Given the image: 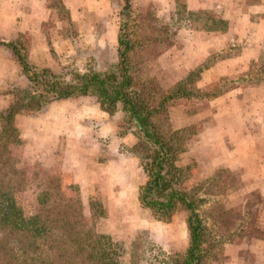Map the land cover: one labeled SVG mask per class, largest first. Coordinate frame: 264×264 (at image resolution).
<instances>
[{
  "label": "rangeland",
  "instance_id": "1",
  "mask_svg": "<svg viewBox=\"0 0 264 264\" xmlns=\"http://www.w3.org/2000/svg\"><path fill=\"white\" fill-rule=\"evenodd\" d=\"M90 1L0 0V40H19L31 65L55 73H83L94 64L113 63L119 11L104 0L103 20L93 25L87 15ZM253 2L131 0L135 13L147 10L155 19L152 26L165 27L168 36L159 53L141 66L143 76L170 91L196 72L184 86L186 95L167 102L170 127L193 132L178 156V164L189 170L184 188L200 184L218 169L228 170L240 182L238 190L206 197L203 210L215 202L242 214L248 193L264 201V0ZM186 11L193 13L191 18ZM208 18L223 20L226 29L201 30L202 25L211 27ZM153 34L162 39L160 31ZM24 87L14 56L0 48V110L12 102V91ZM14 124L19 144L11 146L10 153L21 188L14 195L19 215L35 213L37 185L56 179L67 194L78 188L84 215L89 198L101 204L105 217L100 228L123 249L118 264H139L141 255L161 259L186 251L185 210L177 208L163 223L138 203L145 174L131 153L136 138L116 136V120L100 111L94 98L56 100L39 112L16 116ZM260 204L257 226L263 238H235L230 243L221 238L209 264H264ZM208 228L213 240L218 234L209 222Z\"/></svg>",
  "mask_w": 264,
  "mask_h": 264
},
{
  "label": "trees",
  "instance_id": "2",
  "mask_svg": "<svg viewBox=\"0 0 264 264\" xmlns=\"http://www.w3.org/2000/svg\"><path fill=\"white\" fill-rule=\"evenodd\" d=\"M110 1L119 11L113 63L94 64L83 73H55L31 65L27 49L19 40H0V48L11 52L25 81L23 89L11 92L13 99L8 107L0 110V264H118L120 261L121 245L100 228L105 217L101 204L89 198L88 214L84 215L76 186L67 194L58 180L50 179L36 187L35 213L21 216L16 212L14 195L21 188L10 153V147L19 144L16 116L39 112L56 100L77 97L94 98L99 110L116 120V136H135L131 153L145 174L137 192L138 203L163 223L170 220L177 208L187 214L186 251L167 254L161 259L154 256L145 259L141 255V264H209L216 258L213 252L221 238L229 243L235 238H263L257 226L256 205H264V201L258 194L244 195L242 214L215 202L201 209L208 204L206 197L238 190L240 182L236 175L218 169L200 184L184 188L189 170L178 164V156L193 132L189 127H170L167 102L186 95L184 86L196 72L188 73L184 82L170 91H162L152 78L143 76L141 66L151 54L159 53L158 46L168 38L167 30L152 26L155 19L147 10L135 13L131 0ZM185 14L188 18L193 15L190 11ZM206 21L211 27L202 25L205 32L226 29L223 20ZM158 31L163 34L162 39L153 34ZM207 222L219 235H215L218 239L215 236L209 239L211 229H207Z\"/></svg>",
  "mask_w": 264,
  "mask_h": 264
},
{
  "label": "crops",
  "instance_id": "3",
  "mask_svg": "<svg viewBox=\"0 0 264 264\" xmlns=\"http://www.w3.org/2000/svg\"><path fill=\"white\" fill-rule=\"evenodd\" d=\"M103 1L104 0H99V2L96 0L90 1L91 9H89V11L87 12L88 13L87 15H88V17H90V19H92V21H90V23H92L93 25H98L96 23L100 22L101 19L103 20V14L105 12V10H104L105 7H103ZM107 3H108V6H110L111 1L108 0ZM93 18H94V20H93ZM95 27H98V26H95ZM117 33H118V29H115L114 43H113L114 46H116ZM97 114L100 115V119L103 118V115L101 112L96 113V115ZM99 125H102V124L100 123Z\"/></svg>",
  "mask_w": 264,
  "mask_h": 264
}]
</instances>
